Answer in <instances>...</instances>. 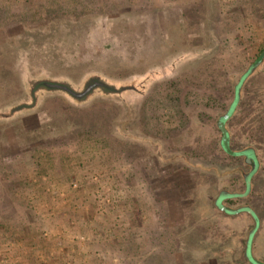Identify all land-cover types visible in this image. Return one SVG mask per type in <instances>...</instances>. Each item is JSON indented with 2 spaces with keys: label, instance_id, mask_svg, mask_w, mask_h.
Listing matches in <instances>:
<instances>
[{
  "label": "rangeland",
  "instance_id": "1",
  "mask_svg": "<svg viewBox=\"0 0 264 264\" xmlns=\"http://www.w3.org/2000/svg\"><path fill=\"white\" fill-rule=\"evenodd\" d=\"M1 50L0 119L49 130L23 145L17 123L0 121V264H248L254 222L224 213L240 206L260 218L252 250L264 261V145L250 195L214 204L242 191L247 169L213 147L216 106L188 154L172 117L180 78L183 98L229 103L264 51V0H0ZM261 67L245 132L264 141ZM93 79L109 90L33 92L81 94Z\"/></svg>",
  "mask_w": 264,
  "mask_h": 264
},
{
  "label": "trees",
  "instance_id": "2",
  "mask_svg": "<svg viewBox=\"0 0 264 264\" xmlns=\"http://www.w3.org/2000/svg\"><path fill=\"white\" fill-rule=\"evenodd\" d=\"M220 19H221L220 15L214 16L215 24L217 22L219 23ZM2 47L4 46L2 45ZM1 49L4 50L3 48ZM2 50L0 51V78L1 76L3 77V75L6 74L4 71H2L3 64L5 63L2 62L5 60L4 59L5 54L3 53ZM259 57L255 63H252L247 67L246 71L243 74H241L238 81L233 85L232 90L230 91L231 99H229V103L224 102L226 98L225 92H222L220 96L214 94V96L207 98H205L206 94H202L198 96L199 97L198 102L191 101L192 98L191 99L183 98V96H181L180 94L182 92L181 90L183 86L186 83L185 82L186 80H182V78H180L179 83L175 84V87H172L173 93H175L176 96V104L174 103L173 105L174 106L173 108L175 109L172 113V117H176L179 125L184 127L182 128V136L187 143V147L184 152L188 154L190 153V151L187 150V148L198 149V147L201 146L200 143L198 142L194 143L193 139L189 138L188 136L190 133L191 134L195 133L193 132L195 129L197 130L200 129L201 132L203 131L201 129L202 126L200 121H202L203 118L209 119L210 117L208 116V114L211 111L212 106H216V110L218 113L214 121L209 123L210 128H212L211 129L212 137L210 140L213 143V147L217 148V150H219L220 153H222V155L225 158L242 159V164H243L242 168L245 167L247 169L245 172L240 173L238 175L240 179L239 181L241 183L242 191L236 192V190L234 189L232 190L235 192L221 190L217 194V198L215 199L214 204L219 203L220 205V202H232V200L247 198L253 189L252 180L254 176L257 174L259 167L261 165L260 159L258 158V154L260 151L259 149L262 148L264 145V141L262 140V135L259 136L260 131L245 132V127L253 128L249 126V121L247 119L248 111L246 108L250 106V104L247 105V103L251 97V92H250L251 85H254L259 80V74H260L259 72L261 71L262 68L261 66L264 60V57H262L261 59H259ZM95 87H99V88L102 87L106 91L109 90L108 87H104L101 83L93 79L89 82L87 87L88 89H85L81 94H75L66 85L59 83H50V82L37 83L36 87L33 89V92H35V90L38 88L39 89L43 88L49 92L53 90H58L67 93L69 96L74 97V99H80L81 97H84L86 94L88 95L89 92ZM34 96L35 93L32 94L33 98ZM214 101H218L219 105H217V103L213 104ZM233 103L234 105L232 106ZM185 107L188 108L190 107V109L186 110ZM185 113L186 116L191 115L189 117L194 118V120L190 124L187 123L188 124L187 128H185L184 126ZM22 116L23 115H11L9 117L5 116V118L4 117L1 118L0 121H4L8 119L12 123L13 122L17 123V125L15 126L19 128L18 141L23 145H28L30 142L35 140L38 141L45 139L43 138V131H48L49 127H40L39 129L25 131L24 128H21L22 126H20L21 122H18L20 121ZM160 119L158 120V118H156L155 123H159L158 121H160ZM124 124L126 126L128 122L126 121ZM189 126H191L192 131H190ZM188 139H192V140L189 142ZM260 141L262 142L263 145H259ZM238 146L240 148H238ZM199 153L201 154V152ZM239 212L241 213L244 212L248 214L254 222V225L250 229L247 239L245 241V250L243 253V259L244 261L248 262V264H264V261L259 260L254 256V252L252 250L254 245V238L256 234L255 232L259 229L258 225L260 218L256 214V212L249 206H240L236 209H230V208L224 209V213L227 215H233L234 213H239Z\"/></svg>",
  "mask_w": 264,
  "mask_h": 264
},
{
  "label": "water",
  "instance_id": "3",
  "mask_svg": "<svg viewBox=\"0 0 264 264\" xmlns=\"http://www.w3.org/2000/svg\"><path fill=\"white\" fill-rule=\"evenodd\" d=\"M262 57H264V51L261 53L259 59H261Z\"/></svg>",
  "mask_w": 264,
  "mask_h": 264
}]
</instances>
